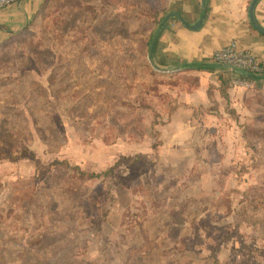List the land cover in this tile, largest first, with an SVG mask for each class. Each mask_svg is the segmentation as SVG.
Returning a JSON list of instances; mask_svg holds the SVG:
<instances>
[{"label": "rangeland", "instance_id": "1", "mask_svg": "<svg viewBox=\"0 0 264 264\" xmlns=\"http://www.w3.org/2000/svg\"><path fill=\"white\" fill-rule=\"evenodd\" d=\"M171 7L42 0L0 42V264H264V85L193 104L149 61Z\"/></svg>", "mask_w": 264, "mask_h": 264}, {"label": "crops", "instance_id": "2", "mask_svg": "<svg viewBox=\"0 0 264 264\" xmlns=\"http://www.w3.org/2000/svg\"><path fill=\"white\" fill-rule=\"evenodd\" d=\"M41 1L21 0L0 10V42L12 32L20 30L34 14ZM250 1L169 0L172 7L167 13H178L188 24L192 25L203 17L199 28L190 29L177 17L172 16L161 26L158 34L157 49L161 66L179 67L178 70L185 69V71L200 75L199 86L196 89L198 102L194 101L193 104L207 105L209 103L207 86L209 82H213L212 75L217 70L215 67L213 71L199 70L189 68L187 64L213 63L211 57L215 49L230 40H236L240 47L251 51L264 63V34L254 29L249 22ZM252 14L255 22L264 29V0L255 2ZM224 69L226 75L230 77L236 75V72ZM256 83L264 85V75L252 78L250 86ZM234 90V88L231 90L232 96L235 93ZM236 102H238L237 99ZM205 115L208 116L207 113Z\"/></svg>", "mask_w": 264, "mask_h": 264}, {"label": "built area", "instance_id": "3", "mask_svg": "<svg viewBox=\"0 0 264 264\" xmlns=\"http://www.w3.org/2000/svg\"><path fill=\"white\" fill-rule=\"evenodd\" d=\"M21 0H0V10L20 2ZM213 63L222 66L229 71L236 72L231 78L233 86H250L251 79L247 73L254 76L264 75V63H262L251 51L239 46L236 40H230L218 47L212 54Z\"/></svg>", "mask_w": 264, "mask_h": 264}, {"label": "water", "instance_id": "4", "mask_svg": "<svg viewBox=\"0 0 264 264\" xmlns=\"http://www.w3.org/2000/svg\"><path fill=\"white\" fill-rule=\"evenodd\" d=\"M257 0H251L250 3H249V6H248V19H249V22L250 24L253 26L254 29H256L258 32L264 34V29L261 28L254 20L253 18V14H252V10H253V7H254V4ZM172 16H175L177 17L186 27L190 28V29H197L201 26V23H202V19L203 17L199 18L194 24L190 25L188 24L187 22H185V20L176 12H168L166 13L162 19L160 20L159 24H158V27L157 29L155 30V33L149 43V46H148V55H149V61L151 62V64H153V60H152V47H153V42L154 40L157 38L158 34H159V29L160 27L166 22V20ZM156 70L158 71H170L169 69H162V68H159L158 66H153ZM175 70H178L179 67L177 68H174ZM247 76L248 77H251V78H254L256 76L250 74V73H247Z\"/></svg>", "mask_w": 264, "mask_h": 264}, {"label": "trees", "instance_id": "5", "mask_svg": "<svg viewBox=\"0 0 264 264\" xmlns=\"http://www.w3.org/2000/svg\"><path fill=\"white\" fill-rule=\"evenodd\" d=\"M163 17V16H162ZM162 17L159 19V21H158V24H159V22H160V20L162 19ZM153 37V36H152ZM158 42V36H157V38L154 40V42H153V47H152V49H153V52H154V49H155V47H156V43ZM188 66H189V68H194V69H199V70H201V69H207V70H209V71H213L214 70V64L213 63H205V62H197V63H191V64H187ZM217 79H218V81L219 82H221V84H220V86H219V91L221 90V85L223 86V87H225L226 88V85L228 84V82H229V80H227V79H225V78H223L220 74L217 76ZM248 79L250 80H252V78L251 77H248ZM259 84V83H258ZM230 85H231V80H230ZM8 153V152H7ZM28 154L26 155V156H31V157H33V154H31V153H29V152H27ZM3 155H10V154H6V153H3V152H0V157L1 156H3ZM138 158V157H137ZM122 159H128V157L127 158H122ZM56 163H59V161H55L54 163H53V165L54 164H56ZM66 163V162H65ZM68 164V163H67ZM120 164V160H118V161H116L115 163H114V165L113 166H111L110 168H108L106 171H103V172H101V173H92L91 175H90V177H98V176H101V175H106V174H108V173H110V172H112V170H113V168L114 167H117L118 165ZM69 165V164H68Z\"/></svg>", "mask_w": 264, "mask_h": 264}]
</instances>
